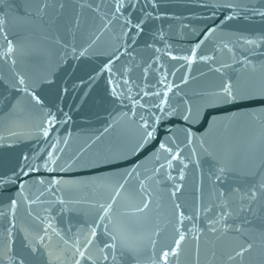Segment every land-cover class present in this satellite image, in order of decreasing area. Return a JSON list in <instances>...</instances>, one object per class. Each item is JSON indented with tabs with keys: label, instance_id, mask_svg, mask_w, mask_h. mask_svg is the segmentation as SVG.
Instances as JSON below:
<instances>
[{
	"label": "water",
	"instance_id": "1",
	"mask_svg": "<svg viewBox=\"0 0 264 264\" xmlns=\"http://www.w3.org/2000/svg\"><path fill=\"white\" fill-rule=\"evenodd\" d=\"M260 12L264 0H125L119 12L116 0H0V264H21L22 254L25 264H73L72 245L92 227L86 254L96 264L109 234L117 247L107 264H153L174 247L177 226L186 239L168 264H264ZM224 83L256 99L207 107ZM161 100L199 117L165 115ZM158 116L156 138L138 147L141 118ZM163 141L180 152L170 168L166 153L157 159ZM253 186L257 199L241 200ZM100 204L113 205L102 222ZM177 204L193 219L179 225ZM223 210L232 214L212 232Z\"/></svg>",
	"mask_w": 264,
	"mask_h": 264
},
{
	"label": "snow or ice",
	"instance_id": "2",
	"mask_svg": "<svg viewBox=\"0 0 264 264\" xmlns=\"http://www.w3.org/2000/svg\"><path fill=\"white\" fill-rule=\"evenodd\" d=\"M125 6V0H116V11L119 12L121 8H123ZM227 7H231V5H227ZM261 16H264V12H260L259 13ZM232 17H229V19H231ZM137 27H139V25H137ZM7 39V37H5ZM243 43L247 44L249 46H252L254 44H256L257 42L254 40H250L247 38H243ZM15 51L14 46L12 45L11 41L8 42L7 45V49L3 52V57L7 58L10 57L11 54ZM81 55H84L83 52H81ZM193 55H195V50H193ZM175 58V57H173ZM183 59L187 60L188 63L192 62V58L191 57H183ZM105 69H107V66H105ZM217 71H219V69H217ZM20 84H24V80L21 79L19 81ZM125 83H127V81H125ZM155 95L160 96L161 94L159 92L155 93ZM164 97H167L168 92H164L163 93ZM262 101H264V96L259 97ZM33 99H36V97H33ZM253 100L256 99V96L254 94L251 93H244L241 92L239 90H237L236 88L233 87L232 84L230 83H224L222 84V86L219 88L218 91L210 94V97L206 100V106L207 107H216L219 106L220 104H228V103H237L240 102L242 100ZM36 102L39 103V100L36 99ZM156 108L160 109V111L162 113H164L165 115L168 116H172L174 114H179L181 116V118L186 122V123H190L193 121V119L198 118L199 117V112L196 113L195 117L193 114V110L191 108V106H188L183 112H179L177 113L176 109H172V111H166V107H167V101L166 100H161L159 104L154 105ZM163 117L158 116L155 117V121H153L152 123H149L146 120L142 119V124L141 127L143 129L142 132V136H141V144L138 145V147H142L144 144H147L151 141H153L156 138V126H155V122L159 121L160 119H162ZM51 123V122H49ZM44 135L47 136V130L44 131ZM187 137H188V142L191 143L192 142V134L189 131L187 133ZM167 154V156L165 157V159L168 160V167H172L171 161L173 160H179L180 159V152L173 151V148L170 146L169 141H163V142H159L158 144V152H157V159L160 158L161 154ZM25 160H27V157H25ZM183 166L186 168L188 165L186 163H184L182 160L180 161ZM51 163H55V161H51ZM165 165L161 164L160 168H164ZM23 170V169H22ZM157 172L160 171V169L156 170ZM228 171V169L225 166H220L217 169V174H215V180L216 181H220L222 180V178L224 177V175L226 174V172ZM25 175H27V173H24ZM169 179H171L172 177L169 176ZM180 179H183V170H181V175H180ZM4 182H11L10 178L8 180H5ZM57 183V182H54ZM21 188H23V185H20ZM120 187L122 188L123 185H120ZM259 189L261 191H264V182H261L259 184ZM180 191V186L176 187V191L172 193L173 196L176 195V192ZM234 192H238L240 191V189H233ZM220 197H225V193L221 192ZM258 196V191L256 189V186L251 187L247 192H244L243 195H241L240 199L241 200H248L249 203H251L252 201H255L257 199ZM61 203H63V201H61ZM17 206V201L16 200H12L11 201V207L13 209H15ZM113 205L112 204H100L99 205V221H103L110 213L111 209H112ZM148 207L147 203L144 204L143 208H137V211L142 212L144 211V209H146ZM226 204L222 205V208L226 209ZM176 209L178 212V223L179 225H182L184 223L185 220H189V219H193V217H187L185 216L182 212H180V205L177 204L176 205ZM211 208H207L205 209V211H211ZM241 211H246L248 209L241 207L240 209ZM232 213L228 210H223L220 213V217L219 219L213 220L212 223V227L210 228V230L212 232H216L217 229L214 225L219 224L223 221H226V219L231 215ZM199 217V210H197V216L196 218ZM237 231H239V229H236ZM47 227L44 229L45 235H47ZM176 232L178 233V238L174 240V247H170L168 250H162V252L160 253L159 256V262L157 261H153V264H160V262H162V264H168V260H169V256H177L178 255V250L182 244V242L186 239V235L184 232L180 231V227L177 226L176 228ZM57 235H59V233H57ZM98 233H97V229L96 227H92L90 228V234L88 236V238L86 239V241L81 244L79 238H77V240L75 241V243L72 245V247L75 249L74 252V259H73V264H81L82 261H90V264H96V260L93 259L92 256L87 255V249L94 243L95 238L97 237ZM110 237V241H103L102 242V247L99 249L100 253L103 254V264H107V262L109 261V255L107 254V250H113V255L111 257V259L113 261L116 260V256H115V249L117 247V237L115 235L109 234ZM27 239V237H26ZM45 239L44 236H40L39 240L43 241ZM49 239H51V237H49ZM65 243L67 244L68 242L65 241ZM155 243V241H153V244ZM26 247H28L31 251V253L33 255H35L38 252V248L34 245H32L31 242H29L28 245H26ZM121 247L124 248V250L128 253H130L133 258H135L136 255V250L129 248L126 244L121 243ZM49 256L52 255L51 252L48 253ZM237 255H242V253L238 252ZM25 260H26V256L25 255H21V264H25Z\"/></svg>",
	"mask_w": 264,
	"mask_h": 264
}]
</instances>
